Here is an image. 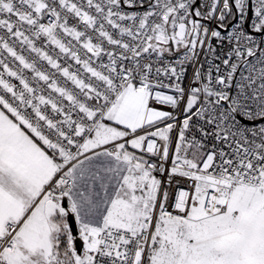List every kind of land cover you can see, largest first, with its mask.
Returning a JSON list of instances; mask_svg holds the SVG:
<instances>
[{"label":"snow or ice","instance_id":"obj_1","mask_svg":"<svg viewBox=\"0 0 264 264\" xmlns=\"http://www.w3.org/2000/svg\"><path fill=\"white\" fill-rule=\"evenodd\" d=\"M0 264H264V0H0Z\"/></svg>","mask_w":264,"mask_h":264},{"label":"crops","instance_id":"obj_2","mask_svg":"<svg viewBox=\"0 0 264 264\" xmlns=\"http://www.w3.org/2000/svg\"><path fill=\"white\" fill-rule=\"evenodd\" d=\"M114 162L107 157L95 158L93 161L86 163L85 167L89 174H95L99 177L96 180L85 179L80 183V189L84 191L86 197L91 198L94 206L91 211H82L81 217L85 221L97 222L104 212L103 202L110 199L119 182V177L111 174L108 169L114 167ZM107 186L108 196H103V187Z\"/></svg>","mask_w":264,"mask_h":264},{"label":"built area","instance_id":"obj_3","mask_svg":"<svg viewBox=\"0 0 264 264\" xmlns=\"http://www.w3.org/2000/svg\"><path fill=\"white\" fill-rule=\"evenodd\" d=\"M74 21H70V23H73ZM26 55H27V53H26ZM42 67L45 69V70H47V71H54V70H52V69H50V67L46 64V62H42ZM28 75H31V73H28ZM57 78L59 79V80H61V82H63V78L62 77H59V76H57ZM15 82V81H14ZM69 87H71V85L69 84Z\"/></svg>","mask_w":264,"mask_h":264},{"label":"water","instance_id":"obj_4","mask_svg":"<svg viewBox=\"0 0 264 264\" xmlns=\"http://www.w3.org/2000/svg\"><path fill=\"white\" fill-rule=\"evenodd\" d=\"M70 222H71V218H70ZM73 227H74V230H75V225H74V223H73Z\"/></svg>","mask_w":264,"mask_h":264},{"label":"rangeland","instance_id":"obj_5","mask_svg":"<svg viewBox=\"0 0 264 264\" xmlns=\"http://www.w3.org/2000/svg\"><path fill=\"white\" fill-rule=\"evenodd\" d=\"M110 198H111V196H110Z\"/></svg>","mask_w":264,"mask_h":264}]
</instances>
